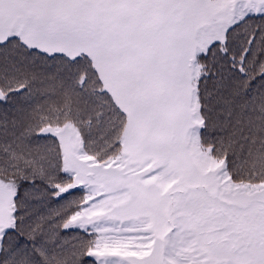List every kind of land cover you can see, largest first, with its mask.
Wrapping results in <instances>:
<instances>
[{
  "label": "snow or ice",
  "instance_id": "6c2138e0",
  "mask_svg": "<svg viewBox=\"0 0 264 264\" xmlns=\"http://www.w3.org/2000/svg\"><path fill=\"white\" fill-rule=\"evenodd\" d=\"M0 264H264V0H0Z\"/></svg>",
  "mask_w": 264,
  "mask_h": 264
}]
</instances>
